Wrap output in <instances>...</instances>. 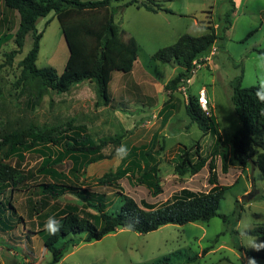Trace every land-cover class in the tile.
Returning <instances> with one entry per match:
<instances>
[{
	"label": "rangeland",
	"instance_id": "374dc122",
	"mask_svg": "<svg viewBox=\"0 0 264 264\" xmlns=\"http://www.w3.org/2000/svg\"><path fill=\"white\" fill-rule=\"evenodd\" d=\"M126 1L119 4L123 5ZM231 2L234 6L229 0H172L170 8L176 11L185 9L188 14L182 28L185 34L193 37L201 35L203 31L193 29L188 24L193 18L203 19L202 11H211L214 22L220 24L224 13L232 9L230 29L224 34L218 29L220 38L213 46L214 55L197 60L198 66H194L188 83L180 84L174 91H166L164 84L182 68L152 60L151 56L158 49L172 45L175 40L158 38L160 34L152 32V29L159 28V24H152L147 18L140 19L135 9L125 11L120 7L122 5L112 4L108 9L117 6L114 22L124 32L123 39L132 35L135 41L137 39L138 47L132 72L111 74L108 86L110 102L106 106L100 103L96 105L94 84L84 81L64 94L47 91L38 106L32 107L36 82L16 85L20 75L18 62L30 50L32 36L25 37L22 51L14 57L11 65H6L3 57L5 52L14 49L15 15L11 18L14 28L9 32L11 38L0 46V134L34 124L58 126L59 137H62L69 122L85 126L93 141H112L121 136L119 144H109L103 149L106 158L89 165L81 182H77L89 192L109 196L112 201L109 211L120 205L119 193L129 196L140 206L145 203L156 207L182 189L207 192L212 187L208 183L207 166L196 175L183 177L177 176L174 171L184 147H192L199 142L201 155L208 157L216 142L215 136H202L196 125L189 123L184 112L187 97L198 98L199 90H205L206 113L213 116L221 138L226 140L240 127L231 103L233 80L242 72L241 88L260 86L264 89V54L259 52L264 51V19L261 18L264 0H245L240 6H236L234 0ZM100 14H104V11H100ZM169 24L160 22L162 26ZM35 29L41 34L35 62L37 68L51 67L60 74L68 57V49L55 15L50 13L38 18ZM5 33L1 31L0 38ZM256 142L258 145L251 148L252 156L264 145V131ZM127 149L128 156L121 159ZM3 155L4 151H1L0 159ZM9 158V163L16 166L17 160ZM130 159H142L147 165L158 167L160 190L157 193L139 181L138 172L133 176L126 175L110 186L97 185V179L104 173L114 171L121 161ZM39 163L37 154L27 153L19 167L26 171L35 169ZM214 164L218 184L229 187L220 202L217 217L208 222L167 224L147 234L117 229L90 243L83 241L84 236H76L73 237L76 245L69 247L58 264H153L167 256L170 264H250L246 251L259 255L252 258L255 264H264L261 257L264 255V238L249 234L255 227L264 224L262 175L255 168L251 184L250 165L242 169L230 160L228 171L224 174L217 156L214 157ZM69 168V163L65 162L49 169L46 178L30 181L27 190L13 192L11 203L16 208L17 217L23 221H17L11 231H0V264H46L50 261V253L44 249L36 234L45 225L40 226L45 220L44 215L53 206L57 210L66 205L80 207L82 202L71 195H63L48 201L47 209L43 212L30 216L32 203L36 202V209L41 208L37 203L41 202V198L30 192L35 185L43 182H72L74 179L68 173ZM252 189L257 193L247 200ZM7 195L8 190L0 193V198ZM88 211L92 212L90 209ZM223 216L227 218L226 221H223ZM254 244L261 249L255 250ZM205 249L206 253L201 256ZM193 257L197 258L190 262L189 259Z\"/></svg>",
	"mask_w": 264,
	"mask_h": 264
},
{
	"label": "trees",
	"instance_id": "16d2710c",
	"mask_svg": "<svg viewBox=\"0 0 264 264\" xmlns=\"http://www.w3.org/2000/svg\"><path fill=\"white\" fill-rule=\"evenodd\" d=\"M124 0H0L3 11L0 18V32L5 33L0 38V46L11 38L9 32L12 26V15L18 17L17 26L13 32L14 49L5 52L6 65H11L14 57L21 53L24 40L27 35L32 36V46L28 53L18 62L20 75L16 85H24L32 81L36 82L37 89L31 102L32 107L39 104L40 99L47 91L56 94H64L73 86L88 81L94 84L96 105H108L110 95L108 86L113 72L123 74L130 73L137 57V43L131 37L123 39L124 32L114 22L117 6L112 4L122 3ZM169 0H128L121 8L128 6L143 7L150 12L165 11L163 3ZM104 11V14H100ZM53 13L60 25L62 34L68 49V57L63 71L57 74L51 67L37 68L35 62L39 49L38 34L35 22ZM232 9L225 13L223 21L226 26L222 28L224 34L230 28V14ZM206 33L193 37L188 34L181 35L175 43L158 49L151 59L163 64H173L182 70L165 85L166 91H174L179 85L186 83L194 68L193 62L209 55L213 44L219 36L210 22L204 27ZM264 54V51H259ZM242 72L232 83L231 103L234 113L240 123L239 129L230 139H222L218 126L212 115L203 112L198 105L197 98L187 97L184 112L190 124H195L202 136L211 134L216 142L210 156L201 155L199 142L192 147H184L174 166L175 174L179 177L196 175L205 166L208 169V183L212 187L207 192H195L182 189L170 200L159 206L143 203L138 205L129 196L119 193L120 205L113 210H108L112 201L105 193L89 192L80 186V179L86 173L89 165L103 159L102 153L109 144H119L121 136L112 141H93L83 125L66 123L63 136L58 132V126H40L30 124L26 128H18L5 131L0 134V152L4 151L0 159V193L8 190L7 197L0 198V231H11L17 221H23L17 217L16 208L11 200L13 192L24 191L29 187L30 181L46 178L49 169H54L68 162L69 175L72 182L56 181L52 183H39L35 185L30 194L41 198L37 201L41 207L36 209L32 200L30 216L37 215L47 209V202L55 200L63 195H71L81 200L80 207L66 205L57 210L53 206L44 215L46 224L49 217L59 226L60 231L56 235H50L41 227L36 234L41 239L45 250L50 253V261L46 264H58L69 247L75 246L73 237L84 236L83 241L90 243L98 241L104 236L114 233L117 229H125L139 234H147L159 227L174 224L185 225L187 223L208 222L217 217V210L227 186L218 184L215 172L214 157L220 162L222 173L226 174L229 161L232 160L240 168H245L254 163L264 180V145L261 150L252 156V146L258 145L257 137L264 131V101L259 100L258 95H264V89L260 86L240 87ZM67 131V132H66ZM27 153H35L40 157V163L35 169L22 170L19 167ZM17 160L16 166L8 160ZM142 159H130L121 161L112 172H106L97 179V185H112L126 175L133 176L139 173V181L146 187L157 193L158 167L147 165ZM143 163V164H142ZM43 206H46L43 208ZM43 208V209H42ZM92 210V212L88 210ZM239 216V214H238ZM237 216V217H238ZM226 221V217H222ZM249 234L264 238V224L255 227ZM203 250L201 256L206 253ZM246 255L252 259L259 255L246 251ZM264 258V255H261ZM197 257L190 258L193 262ZM169 256L164 257L153 264H170Z\"/></svg>",
	"mask_w": 264,
	"mask_h": 264
},
{
	"label": "crops",
	"instance_id": "0c3cea01",
	"mask_svg": "<svg viewBox=\"0 0 264 264\" xmlns=\"http://www.w3.org/2000/svg\"><path fill=\"white\" fill-rule=\"evenodd\" d=\"M229 1L231 3V6H234V4L231 2L232 0H229ZM234 1H235V5L236 6H240L242 3H245V0H234ZM171 3H172V0H169L166 5H163V8L166 9L167 12H165V11L150 12V11L145 10L143 7H136V6H128V7H123V8L125 9V11H127L128 9H131V8L135 9L136 15H139L140 19L147 18V20H151L152 24L158 23L159 24V28L152 29V32H156V33L160 34L158 36V38H160V37H165V38L168 37V38H171V39L175 40V42H176V40L182 34H185V31H184V29L182 27H183L184 23H186V20H184V19L186 17H188V14L185 13V11H184L185 9H179L178 11L173 10L172 8H170ZM118 5H122V4H118ZM2 11H3V8H2V5L0 3V18L2 17V15H1ZM202 13L204 14V18L203 19L197 20V19L193 18L191 23L188 22V23H190V24H188V26H191V28H193V29L194 28L201 29L203 31V33L201 35H203L204 33H206V30L204 28L206 26V22H210L211 25L215 28L216 35L219 36L218 29L220 31V30H222V28H224L226 26L225 22L223 21V17H222V21L220 22V24H217V23L214 22L213 13L211 11L205 10V11H202ZM15 15L16 14H13L11 17H14ZM261 18L264 19V10L262 11ZM162 21L166 22V23H171V24H169V26H162V25H160V22H162ZM17 23H18V17H17ZM201 35H199V36H201ZM129 37L134 38L132 35H129L127 38H129ZM136 41H137V39H136ZM172 42H174V41H172ZM137 43H138V41H137ZM214 44H213V46H214ZM213 46H212L211 52L209 53V56H213L214 55ZM132 70H133V68H132ZM188 81H187V83H188ZM136 85H139V84H136Z\"/></svg>",
	"mask_w": 264,
	"mask_h": 264
},
{
	"label": "clouds",
	"instance_id": "9594fccd",
	"mask_svg": "<svg viewBox=\"0 0 264 264\" xmlns=\"http://www.w3.org/2000/svg\"><path fill=\"white\" fill-rule=\"evenodd\" d=\"M264 83V82H262ZM258 95L259 100L264 101V95ZM122 147L126 148L125 145L122 144ZM129 154V149L126 150V152L124 153L123 156H121V159H124L128 156ZM62 225L59 224V226H57L54 222H53V217H49L48 221L45 224V229L49 232L50 235H56L60 229H61ZM253 248L257 251H259L261 248L256 246L255 244L253 245ZM250 264H255V260L254 259H250Z\"/></svg>",
	"mask_w": 264,
	"mask_h": 264
},
{
	"label": "built area",
	"instance_id": "2783aa9c",
	"mask_svg": "<svg viewBox=\"0 0 264 264\" xmlns=\"http://www.w3.org/2000/svg\"><path fill=\"white\" fill-rule=\"evenodd\" d=\"M200 60H201V58H200ZM196 64H197V61H194L193 65L195 67L198 66V64L197 65ZM197 101H198V105L200 106L201 110L206 113L207 112V107H206L207 106V97H206V92L204 89L199 90V95H198Z\"/></svg>",
	"mask_w": 264,
	"mask_h": 264
},
{
	"label": "water",
	"instance_id": "95a60500",
	"mask_svg": "<svg viewBox=\"0 0 264 264\" xmlns=\"http://www.w3.org/2000/svg\"><path fill=\"white\" fill-rule=\"evenodd\" d=\"M254 169H255V165H254V163L251 162L250 163V175H249L251 184L253 182V172H254ZM256 193H257V190L252 189L251 192L247 196V200H250L252 197H254L256 195Z\"/></svg>",
	"mask_w": 264,
	"mask_h": 264
}]
</instances>
